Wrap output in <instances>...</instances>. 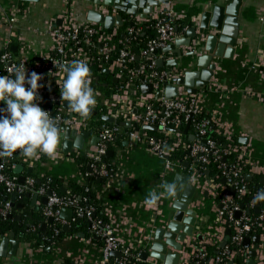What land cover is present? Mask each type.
<instances>
[{
    "label": "crops",
    "instance_id": "1",
    "mask_svg": "<svg viewBox=\"0 0 264 264\" xmlns=\"http://www.w3.org/2000/svg\"><path fill=\"white\" fill-rule=\"evenodd\" d=\"M205 1L171 0L169 4L155 7L153 13L145 20L136 16L133 23L141 27L149 19L155 18L167 8L176 12H185L186 20L199 19ZM68 4L71 6L74 21L78 23L89 22L87 21V12L94 7L82 0H40L38 3L0 0V46L10 38L9 49L18 57L20 55L18 37H20L31 45L33 53L36 55L48 50L52 45V39L46 33L47 23L49 20L55 19L54 24L60 25L61 21L58 17L67 10ZM15 6H22V9L17 15L15 36L9 37L3 18L10 15ZM118 14L122 16L123 24H129L130 16L124 13L122 15L117 11L116 15ZM57 21L60 23L58 24ZM239 22L240 28L233 57L231 59L216 58L213 60V63H216L213 77L207 86L198 90V93L201 95L203 113L209 116L215 132L218 135L229 132L237 139L238 145L236 146L239 148V158L243 160V165L249 167L246 179L251 180L253 177H258L259 182L264 184V180L262 181V178L264 179V78L257 71L258 68L264 70V0H242ZM151 27L153 32L149 33V37L155 35L154 27ZM114 28L116 29L117 26ZM186 30L184 28L178 29L177 38L184 37ZM14 47L15 50H13ZM180 49L183 53L188 51L185 47ZM200 55L197 54L195 57ZM175 58L176 56L171 52L167 55H156L155 61H161V66L156 64L157 69L166 72L167 62ZM194 58H181L183 64L179 69L190 67L193 71L197 70L198 67ZM109 69L111 70V68ZM175 69H178L177 66L170 67V72ZM93 137L96 136L89 132L88 138L83 142V148L81 150L73 148L70 153L77 151L87 156L92 155L97 148V141H94ZM185 137L190 142L196 140L194 129L190 126ZM62 142L63 132L58 148V154L63 157L58 158L57 162H54L53 157H49L43 152L39 154V159H35L32 166L19 162L14 169L18 181L20 177H23L24 180L27 178L25 171L33 172L36 184L40 183V179L44 177H55L60 179L63 184L79 181L81 179L79 170L75 162L67 159V154L62 151ZM113 149L114 151H108L113 153L114 171L105 183L96 188L97 196L101 200L107 220L115 229L117 238L132 247L134 252L138 254L139 263L153 264L154 261L151 258L142 260V254L146 251V241H150L155 227L163 220L166 209L171 210L172 200L163 198L157 206L150 207L144 203L145 198L151 190L162 191L159 187L161 183H173L176 174L188 176L187 168L190 163L185 161L175 171H165L161 159L150 154L143 145L131 143L128 138ZM17 167L21 168L16 171ZM201 183L202 188L195 189L189 205V208L197 213V222L193 236L184 240L187 247L180 253V264H186L187 260L196 264L194 254L197 250L204 248V245L214 246L219 243L221 247L225 237L224 232L226 228H229L221 220L224 209L222 201L224 199L232 200L233 195L228 191L223 193L220 200L217 193L218 190L224 191V179L217 180L216 176L212 175L208 169L203 174ZM62 191H65L64 187ZM24 194H29L26 196L29 199L28 206L18 203V195L16 194L14 207H12L15 208V212L12 214L9 211L12 216H19V220L21 215L25 214L26 209L29 210L27 217H31L33 212L43 211L45 207L42 205V198L45 196L34 191H27ZM35 194H37V201L34 205L38 207L37 210L31 205L32 197ZM8 196V198L5 196L0 201V209L4 204V199L10 202L11 194ZM256 203L258 204V202ZM17 205L20 207L17 208ZM249 207V205L243 207V211L246 212ZM263 209L264 207H257L255 213ZM69 217L72 218V212ZM60 218L66 221L61 212ZM45 223L47 220L43 222V224ZM10 232L14 233V239L18 242V246L15 255L9 258L0 257V264H99L101 260L102 247L96 242L85 239L84 236H64L61 240H55L51 245L39 247L33 246L32 241L28 243L24 240L21 233L8 230L4 234L7 235ZM256 234L260 236L261 245L257 250L259 262L255 264H264V227L261 232L245 237L249 241L248 249L242 246L245 249V264H247L246 254L248 250L254 247L253 237ZM198 235L202 238L197 239ZM10 248L9 245L8 250ZM172 251L174 252V250ZM233 255L234 253L231 252L228 258L231 259ZM213 259L212 256L207 260L204 258L199 264H212ZM229 263L233 264L231 261Z\"/></svg>",
    "mask_w": 264,
    "mask_h": 264
},
{
    "label": "built area",
    "instance_id": "2",
    "mask_svg": "<svg viewBox=\"0 0 264 264\" xmlns=\"http://www.w3.org/2000/svg\"><path fill=\"white\" fill-rule=\"evenodd\" d=\"M22 6H15L11 14L6 16L4 22L8 30L9 37H14L16 33L17 15L21 12ZM97 11L104 15H116L117 10L103 6H96ZM61 21L60 25H55V19L49 20L47 23L46 33L52 39L51 47L36 55L33 53L31 45L26 43L22 38L20 40L19 50L20 55L17 57L9 49L10 38L0 46V76L8 75V69L13 65H25L26 71L30 74L36 72L42 76L40 80L41 87L38 90L37 103L39 106L48 111L53 117L58 118L57 123L59 127H69L77 132L87 131L93 133L97 138V148L90 159L94 162L90 165L89 171L99 177L109 179L114 171V165L104 164L97 166L100 158L107 154L108 145L113 143L116 136L120 133V127L114 124L103 123L96 125V119L91 115L82 117L73 112L70 108H64L63 104L66 101L61 99L60 88L63 85L65 76L58 71L59 64L62 62H71L73 60H86L89 65L93 64V58L90 53L86 51L85 47L92 44V39L95 38L96 42L100 44V53L102 57L107 58L108 54L114 49L109 43L112 37L116 34V29L113 28L111 33H105L104 27L94 22H76L71 13V6L68 4L67 10L58 17ZM185 12H176L172 9H164L152 20L154 21L155 35L151 37L145 47L140 53V57L148 62V71L145 65L138 66L136 70L128 69L127 64L134 61V56L125 49L119 50L116 60L111 64L110 72L116 68L118 72L115 78L118 80L123 79V72L128 75L129 81L119 89L115 94L105 97L94 89L99 95L96 97L97 105L93 109L97 115H106L113 117L115 120L122 118L123 122L136 123L141 126H154L157 130L164 134L163 139H156L152 136H147L144 132L133 131L128 133V141L133 144L143 145L146 150L153 156L163 161L165 171H175L181 167L182 162L173 161L170 156L175 149H180L187 152V156L183 157V161L188 158L192 159L187 168L190 184L195 189H201L203 174L199 169H205L210 162L217 163V168L220 171L221 177L225 180V186L233 189L238 197L244 196L248 193L247 184L242 173L243 160L239 158V148L234 144V137L231 133L225 132L220 134L226 141L223 150L215 144V142L207 138V133L213 128V124L209 119L199 120L197 116L203 113L201 95L187 93L182 87H178V96L172 99L164 97L155 98L156 92L163 93L164 82L173 84V81L189 68L175 69L169 73L161 72L156 67V62L153 53L158 49L165 48L168 44H172L177 38L175 32V22L182 24L184 30L188 27H194L198 23V19L191 18L186 20ZM149 21V20H148ZM188 26V27H187ZM139 30L129 28L127 33H138ZM197 41H192L191 47L194 48ZM187 48L188 50L191 49ZM33 57H37L33 62ZM56 65V67L54 66ZM98 69L100 66H98ZM258 73L264 78V70L257 69ZM134 81H137L135 84ZM93 82V78H92ZM91 82V84H92ZM151 84L153 93L143 95L140 93L139 88L141 85ZM27 87V85H26ZM49 89L50 93L46 98L41 96ZM51 103L48 107L47 104ZM58 103V105H55ZM2 104V103H1ZM101 105L102 108L98 109ZM6 105L2 104V108ZM101 113V114H100ZM96 117V116H93ZM189 124L194 129L196 140L188 143L184 140V135L181 133V127ZM215 130V129H214ZM172 137L173 141L168 142V138ZM205 143L202 145L201 141ZM75 151L66 155L67 159L74 161L72 154H77ZM237 154V162L226 164L224 157L229 154ZM63 157L56 155L52 159L57 162V159ZM35 158H27L17 151L12 157H0V187H2L7 195L16 193L21 195L27 191H34L39 195L47 196V203L44 207L43 214L46 219L52 218L53 222L58 226H69L70 222L64 221L60 218V212L63 208H70L72 210L71 221L76 218H86L91 221V231L97 237H102L104 245L101 248V260L99 264H107L113 258L114 264H129L130 259H134L139 263V257L130 245L121 242L115 233V229L107 222L93 219V207L79 206L74 198L60 197L54 192L49 190L48 184L51 181L50 177H46V181L39 187L35 186V179L27 177L23 184L18 181V176L11 173L19 162H23L28 166H32ZM199 164L198 167L196 164ZM87 173L79 171V176L86 177ZM229 197V196H228ZM223 212L221 220L228 226L230 224L232 231L230 241L239 245L242 240L255 228L262 229L264 227V209L261 210L252 221L246 212L241 209L232 200L224 199L222 201ZM249 209L254 207L253 201L249 203ZM11 207L10 202L7 200L0 209V216L5 217L9 214ZM241 211L239 219L234 218V214ZM226 216V217H225ZM54 234H58V230H54ZM117 252L120 257H112L111 253ZM231 252L227 249L215 256L212 264H217L222 261L224 257H230ZM206 252L204 248L197 250L194 254L195 263L199 264Z\"/></svg>",
    "mask_w": 264,
    "mask_h": 264
},
{
    "label": "water",
    "instance_id": "3",
    "mask_svg": "<svg viewBox=\"0 0 264 264\" xmlns=\"http://www.w3.org/2000/svg\"><path fill=\"white\" fill-rule=\"evenodd\" d=\"M24 3H38L40 0H19ZM91 4L94 9H89L87 12V21L100 24L105 30H112L114 26H121L123 24L122 16L118 15H104L95 9L96 6H105L108 8H114L120 13H124L130 16L129 26L133 24V19L138 16L139 19L145 20L153 13V9L160 5H166L171 2V0H82ZM242 7V0H206L203 8L200 11L198 23L194 27H190L186 30L185 36L182 38H176L172 44H168L163 49H158L153 53L156 55H167L171 52L176 56L174 60H170L166 64V72H170V67L180 68L183 64L181 58L195 57V63L198 67L197 70H191L190 68L186 70L183 75H180L177 79L173 81V84L164 82L163 93L156 92L155 98L164 97L166 99H172L178 96V87H182L189 94H196L199 89L207 86L210 79L213 77L214 71L216 69V63L213 60L216 58H226L231 59L235 52V44L238 39V33L240 28L239 15L240 9ZM59 24L60 21H57ZM175 32L177 34L178 28L175 27ZM196 40V47L192 48V41ZM181 47L190 48L187 52L183 53L180 49ZM15 50V47L13 48ZM139 60L140 57L136 56ZM158 66H161V61H155ZM111 64V63H110ZM93 71H98V67L94 66ZM101 72L109 74V69H103ZM123 81V79L118 80L113 78V82ZM139 91L143 95H149L153 93V87L151 84L141 85ZM58 105V103H55ZM48 107L51 103L47 104ZM64 108H69L68 103L63 104ZM91 116H97L96 111L92 110ZM102 121L115 124L116 120L113 117L106 115H100ZM121 126L126 128H133L136 132H146V131H156L157 128L154 126H141L136 123H130L128 121L121 122ZM189 128V124L185 126V129L181 133L186 136ZM63 132V142L62 151L66 154L73 151V148L81 150L83 148V142L88 138L89 133L87 131L77 132L69 127H61ZM191 139V138H190ZM93 140L97 141V137H93ZM193 141V140H192ZM204 140L201 141L203 145ZM107 155L112 157L113 153L111 151L107 152ZM187 167V164L185 165ZM21 167H17L16 171ZM248 178L250 176L248 175ZM264 179L262 178V181ZM225 181V180H224ZM19 183H24V178L20 177ZM173 183L177 186V192L175 196L166 197L167 200H172L170 209H166L163 214V220L155 227L153 236L150 241H146V251L142 254V260L147 258L153 259V264H180L181 262V251L186 249L187 244L184 242L186 238H191L193 236L194 227L197 222V213L189 208L191 204L193 195L195 193V187H193L189 182V177L187 175L176 174ZM39 184V182H38ZM230 194L234 195L233 189H229ZM50 195L49 192L46 196L42 198V205L45 206L47 203V196ZM26 196H29L27 194ZM16 198V193L11 194L10 207H14ZM7 199H4V203ZM37 201V194L32 197V206L35 210L38 209L34 204ZM168 206V205H167ZM17 208L20 206L17 205ZM243 209V206H241ZM71 209H62L61 213L64 214L65 220L67 222L71 221L69 217L71 214ZM67 216H66V214ZM256 213H259L257 211ZM241 216V211L234 214L235 219H239ZM2 219L6 220H19V216H12L11 214L5 217L0 216ZM52 223V218L47 219V223L41 226V230H44L47 224ZM63 231H68V226L64 225ZM231 230L226 228L224 232V239L221 247L226 245V242L230 239ZM83 237V235H78ZM197 239L202 237L198 235ZM254 247L249 249L246 257L247 264H255L259 262L257 259V250L259 249L261 242L260 236L255 235L253 237ZM11 246L8 250V246ZM241 245L248 249L249 241L244 238ZM18 242L14 239V233L10 232L7 235L0 230V257L9 258L15 255ZM264 247V244H263ZM174 250V252L172 250ZM112 257H120L117 252L111 253ZM256 259V261H254ZM264 260V256H263ZM186 264H192L191 260H187ZM203 264V263H201ZM230 264V263H229Z\"/></svg>",
    "mask_w": 264,
    "mask_h": 264
},
{
    "label": "trees",
    "instance_id": "4",
    "mask_svg": "<svg viewBox=\"0 0 264 264\" xmlns=\"http://www.w3.org/2000/svg\"><path fill=\"white\" fill-rule=\"evenodd\" d=\"M123 15V13H121ZM154 25V21L152 19H149V21L145 24H143L141 27L137 25L136 23H133L131 26H129L128 23H124L121 26L116 28V34L112 37L110 41V45L114 47V49L108 54L107 58L102 57L100 51V44L96 42L95 38L92 39L93 45H88L85 47L86 51H88L93 58V64L89 65V67L92 68L94 66H100L98 71L92 70V78L93 82L91 84V87L94 89H97L100 93L102 98L109 97L112 94H115L119 91L121 87H123L128 81V75L123 72V81H118L117 83L113 82V78L115 77L116 73L118 72V69L114 68L109 74H105L101 72L103 69H108L111 64L116 60L117 54L119 50L125 49L129 51L134 56V61L127 64L128 69L136 70L138 66L145 65L146 70L148 71V62L144 58H140L139 60L136 59V56H140V53L142 49L145 47L147 41L151 38L149 37V33L153 32V29L151 26ZM175 25L178 29H183V25L179 24L178 22H175ZM129 28H134L135 31L139 30L138 33H132L128 34L127 31ZM105 33H111L112 30H104ZM16 55V54H14ZM37 57H33V62H35ZM111 63V64H110ZM1 66V65H0ZM136 85L137 81H134ZM51 90L47 89L45 91V94L42 95V98H46V95L50 93ZM2 108V104L0 103V109ZM102 108L101 105L98 106V109ZM101 114V113H100ZM93 119H96L95 124L100 125L103 123H106L101 120L100 115H97L96 117H93ZM199 120L201 119H209V116L205 113H201L199 116H197ZM123 122L122 118H118L116 120V123L114 125H117L120 127V133L116 136L113 143L109 144L107 149L113 150L115 146H119L122 141L126 140L128 133L133 131L132 128H126L120 125V123ZM109 124V123H107ZM186 126V125H185ZM185 126L181 127V130L183 131L185 129ZM192 126V125H191ZM190 126V128H192ZM147 136H152L156 139H163L164 134L159 131H146L144 132ZM184 140H186L188 143L190 141L187 140V137L183 136ZM207 138L213 140L215 144L219 147V149L223 150L226 145V141L221 135H218L214 127L208 131ZM172 137L168 138V142H172ZM234 144L238 145L237 139L234 138ZM187 156L186 151H182L180 149H175V151L170 156V159L173 161H180L184 163L185 161L182 160L183 157ZM72 157L74 159L75 165L77 166L78 170L82 173H87L88 175L85 177H81L79 181H70L66 184H63L60 179L57 178H51V181L48 184L49 190L51 192H54L56 195L60 197H68V198H74L77 200L79 206H87V207H93V219L94 220H100L102 222H107V217L105 216V213L103 212V205L101 203V200L97 196L96 188L101 185L102 183H105L107 181V178L105 177H99L93 172L89 171L90 165L94 162L92 159H90L89 156H87L84 153H77L72 154ZM237 154H229L224 157V162L226 164H231L237 162ZM113 157H109L107 154L103 155L98 162H95L97 166L104 165V164H112L113 165ZM187 161L189 163H192L193 160L188 158ZM196 164V163H195ZM198 167L199 164H196ZM210 170L211 174L216 176L217 180H220L222 177L220 175V171L217 168V163L210 162L209 165L205 167V169H199L202 174L206 172V170ZM11 173H14V170L11 171ZM242 173L243 177L245 178L248 193L244 196L238 197L237 195H233L232 201L234 204H237L239 207L243 206L246 207L249 205L251 201H253V198L255 195L264 189V184H261L259 182L258 177H253L251 180L246 179V175L249 173V167L242 164ZM25 176L34 178L33 172H27L25 171ZM35 179V178H34ZM46 181V177L40 179V183H35V188L39 187L41 184H43ZM64 187L65 191H62V188ZM229 191V188L225 186L224 191H217L218 198L221 200V196L223 193H227ZM7 196L9 197L4 189L0 187V201ZM17 202L20 204H24L25 206H28L29 199L26 197V194L18 195ZM254 203V202H253ZM257 207H264V201L258 202V204L255 202L254 207L246 210V215L253 221L254 218L257 216L255 213V210ZM10 212L14 214L15 208L10 209ZM29 210H25L24 213L21 215V219L19 221L14 220H6L0 218V230L2 232L12 230L13 232L21 233L23 234V239L26 240L28 243L32 241L33 246H39V247H45L48 245H51L55 240H61L64 236L69 237H77L78 235H83L85 239H89L92 242H96L100 247L104 245V240L102 237L95 236L91 231V221H89L86 218H76L72 221H70L68 226V231L64 232L62 226H58L56 223H51L47 226V228L43 231L41 230V224H43L44 221L47 219L44 217L43 211H37L33 212L31 217H27V214ZM226 217V216H225ZM225 224V223H224ZM58 230V234H54V230ZM229 229L232 231V228L229 224ZM262 229L255 228L253 231H251L248 236H252L255 233L261 232ZM199 249V248H198ZM225 249L229 250L230 252H233L234 255L231 259L228 257H224L221 262L217 264H228V262H232L233 264H245V249L242 247V245H236L232 243L230 240L227 242V244L224 247H220V244L217 243L214 246L204 245V250L206 252V256L204 257L205 260L209 259L211 256L215 257L219 255L222 251ZM196 260V259H195ZM107 264H114L113 258L109 260ZM129 264H142V263H136L134 259H130Z\"/></svg>",
    "mask_w": 264,
    "mask_h": 264
},
{
    "label": "clouds",
    "instance_id": "5",
    "mask_svg": "<svg viewBox=\"0 0 264 264\" xmlns=\"http://www.w3.org/2000/svg\"><path fill=\"white\" fill-rule=\"evenodd\" d=\"M56 67V65H54ZM58 71L65 79L60 95L68 107L82 117H88L97 105L99 95L91 87L92 70L86 60H73L59 64ZM8 75L0 76V157H12L20 151L27 158L39 159L41 152L49 157L58 154L62 140L56 117L42 109L37 103L42 76L30 74L25 65H13ZM27 85V87H26ZM162 191H149L144 203L157 206L163 198L176 195L177 186L171 182L159 185ZM264 201V189L253 198V202Z\"/></svg>",
    "mask_w": 264,
    "mask_h": 264
}]
</instances>
